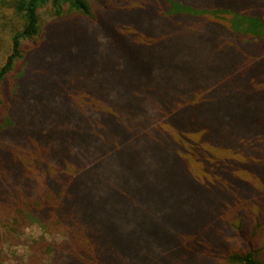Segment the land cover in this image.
Returning <instances> with one entry per match:
<instances>
[{"label":"trees","instance_id":"16d2710c","mask_svg":"<svg viewBox=\"0 0 264 264\" xmlns=\"http://www.w3.org/2000/svg\"><path fill=\"white\" fill-rule=\"evenodd\" d=\"M166 2L170 17L181 15L192 23L196 19L204 21L184 45L182 41L176 44L163 41L153 51L132 41L119 29V25L147 20L152 8L148 5L126 11L118 8L114 12L108 7L100 13L88 0H0V28L11 31L9 52L0 67V106L5 80L22 58L24 43H32L42 32L41 11L49 10L62 33L72 20L78 19L81 25V21L86 25L92 23L107 33L108 40L114 37L112 42L126 57L129 68L123 75L117 72L121 71L120 67L109 69L111 64L101 61L102 87L113 91L104 108L124 106L132 110L126 118L131 134L124 131L117 134L122 152L118 155L111 152L101 132L88 128L87 117L79 118L81 125L71 129L67 118L72 112L65 98L61 99L65 111L50 112L45 107L35 111L40 115L43 111L47 113L44 125L40 124L39 115L28 116L31 134L40 141L19 142L35 154L29 159L31 162L15 158L3 165L6 171L0 174V256L4 232L32 226H39L52 237L32 239L24 264H137L132 261L134 257L140 264H171L172 260L185 264L192 262L196 246L185 248L178 236L189 231L193 222L210 229L208 239L216 247L223 246L218 228L228 215L220 216V213L231 199L230 192H223L220 184L212 189L214 196L204 198L194 185L188 187L206 200L202 210L186 190L184 181L178 187L181 191L174 192L170 174L167 176L171 171H159L156 163L148 168V163L147 170L142 172L140 154L146 152L159 162L164 155L175 159V153L169 148H153L155 140L148 129V119L137 112V107L142 105L139 97L144 88L153 100L177 108L182 99L176 92L184 91L189 96L193 86L204 91L208 87L212 90L216 84L217 91L212 92L209 104L206 101L204 105L211 113L209 126L213 129V139L227 148L241 149L251 157L249 164L257 168L256 173L264 176V0L238 3L201 0V5L182 0ZM146 28L155 31V27ZM77 36L78 41L64 37V45L73 50L77 46L93 50L91 38L83 37V33ZM64 52L70 56V52ZM182 53L184 57L177 59ZM98 69L89 71L96 76ZM176 86L182 91H177ZM47 107L51 109L48 102ZM171 118L181 126L190 125L186 121L187 113L178 109ZM202 123L205 121L192 126ZM75 160L81 169L66 178L60 169ZM189 167L195 170L193 175H198L193 163ZM199 178V186L209 188L205 174ZM231 179L235 184L233 191L244 190L241 194L244 202L237 211L241 216L236 232L238 236H248V247L247 251L229 252L223 257V264H264V211L248 202L247 197L252 203L257 201L253 186L235 175ZM60 185L62 190L57 192ZM181 199L189 202L183 210L176 208ZM248 211H256V219L252 220ZM138 230L148 234L147 238L142 233L144 250L131 248L132 237ZM229 230H234L232 223Z\"/></svg>","mask_w":264,"mask_h":264},{"label":"rangeland","instance_id":"374dc122","mask_svg":"<svg viewBox=\"0 0 264 264\" xmlns=\"http://www.w3.org/2000/svg\"><path fill=\"white\" fill-rule=\"evenodd\" d=\"M88 1L93 3L95 10H99L100 13L107 11L108 7L110 12L117 11L118 8L126 11L145 5L152 7L149 8L150 14L147 20L145 18L139 23L131 22L124 24V26L119 25V29L123 34L129 35L132 41L139 43L147 50L154 51V46L163 41H171L175 44L176 41H182L184 45L185 40L194 36L204 21L196 19L197 22L192 23L188 18L181 15L170 17L168 15L169 4L166 0ZM182 1L201 5V0ZM225 1L238 3L246 0ZM40 18L42 32L32 43H24L22 58L17 63L14 71L5 80L1 89L0 174L2 175L6 171L3 166L5 163H11L15 158L31 162L29 160L31 155H35L29 153L27 145L23 147L19 144V142L35 144L40 141L38 138L36 139L38 136L35 137L31 134L28 116L31 114L39 115L42 119L40 124L44 125L46 120L44 115L47 113L43 111L40 115L35 111L40 107H45L50 112L53 110L65 111L62 109V98H65L71 106L67 104L72 112L67 118V121H71V129L73 126L78 128L81 125L79 118L84 120L87 117L88 128L102 133L113 154H122L120 141L117 138L118 132L124 131L127 135L131 134L126 118L132 113V110L128 111L124 106H116L115 109L110 106L104 108V106H108L113 91L111 88L102 87L103 83L101 81L104 77L100 73L104 70L101 69L103 68L100 65L101 61L105 60L108 66L111 64L109 69L120 67L121 71L117 72L123 75L128 73L129 68L126 57L121 53L116 43L112 42L114 37L108 40L107 33L100 31L92 23L86 25L83 24L84 21H81L82 26L78 19L72 20L73 23L68 24L67 31L62 33L60 25L51 16L49 10L41 11ZM199 18L203 19V17ZM149 26L155 27V31H149V28H146ZM79 33H83L85 38H91L93 46H95L92 51L87 50L85 46H77L73 50V48L70 49L69 46L64 45V37L74 38L78 41L77 34ZM10 35V30L0 28V67L3 64V57L8 55L9 52ZM176 48L178 50L184 49L183 47ZM64 50L70 52L71 57L66 55ZM182 57H184V53L180 54L177 59ZM97 67L99 69L95 73L96 76H94L92 75L94 73H91L89 69ZM215 85L212 86V90L208 87L204 91L197 90L198 88L193 86L189 96H186L184 91L176 92L175 94H180L179 96L182 99V103L180 102L177 108L174 106L166 107L162 102L158 103L157 100H153L147 88H144L143 91H140L139 97L142 105L137 107V112L148 119V129L154 135L155 140V143L152 142L153 148H169L175 153V159H170L164 155V158L159 162H155L146 152L139 153L140 157H138L142 172L147 170L148 163V168L156 163L155 167L159 171H171L168 172L167 176L170 174L169 178L172 179L174 192L177 194L181 191L178 187L181 185L180 182L184 181L186 190L192 198H196V204L200 203L199 206L202 210L203 204H207L206 200L197 197L188 187L194 185L204 198L214 196L212 189L220 184L224 187L223 192H230L231 199L226 202L220 213V216H224L226 213L228 215L220 222L218 228L223 246L216 247L208 239L210 229H205L202 225L196 226V222H193L188 228L189 231L178 236V241L184 244L185 248H189L191 244L196 246V255L192 262L185 264H223V257H226L229 252L239 249L247 251L248 236H238L236 232L241 216L237 211L239 208L241 209L244 202V198L241 196L244 190H239L240 193L233 191L232 187L235 184L231 179V175L239 177L255 188V191L252 192L256 194L257 201L252 203L250 198L247 197L248 202L264 211V176H259L256 173L257 168L249 164L251 157L246 156L241 149L227 148L213 139V129L209 126L211 113L204 105H206V101L209 104L208 101L211 95L217 91L218 86ZM258 87H261V85ZM174 88L177 91H182L177 86ZM47 102L51 109L47 107ZM177 109L187 113L186 121L190 124L189 126H181L180 123H175L176 120L171 118L172 113ZM59 120L62 121L63 119L60 118ZM201 121H205V123L197 127L192 126V123L198 124ZM183 160L185 164H190L184 167L182 165L184 164ZM192 163L197 167L198 175H193L195 170H191L189 167ZM228 165L229 167H227ZM55 168L60 169L57 165H55ZM80 169V163L75 160L69 163L65 169H60V172L66 178H71ZM174 169L177 171H173ZM201 174H205L209 188L204 189L199 186L198 181ZM152 181L154 182V180ZM61 190L62 186L60 185L56 191L60 192ZM188 204L189 202L186 199H181L176 208L183 210ZM247 215L254 220L257 217V212L248 211ZM231 223L234 225V230H229ZM139 233L140 230L132 237L131 248L134 250H144L145 238L142 233L148 238V234L144 231L140 233L138 238ZM43 236L48 239L52 237L39 226H32L10 233L4 232L0 264H24L28 254V245L30 246L29 243L32 239ZM132 261L140 264L135 257ZM171 264L178 263L172 260Z\"/></svg>","mask_w":264,"mask_h":264}]
</instances>
